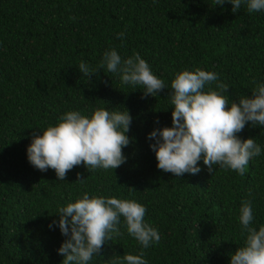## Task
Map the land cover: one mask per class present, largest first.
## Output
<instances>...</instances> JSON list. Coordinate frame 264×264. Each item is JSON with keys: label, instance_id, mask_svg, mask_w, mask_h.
<instances>
[{"label": "trees", "instance_id": "16d2710c", "mask_svg": "<svg viewBox=\"0 0 264 264\" xmlns=\"http://www.w3.org/2000/svg\"><path fill=\"white\" fill-rule=\"evenodd\" d=\"M231 9L228 0H0V264H63L57 250L66 237L53 221L84 192L146 208L145 222L161 235L143 249L148 264H230L246 240L238 219L244 200L252 202V226L264 225V126L247 122L237 133L261 147L243 176L220 166L210 172L203 159L198 174L164 172L148 134L172 126L168 94L182 69L215 72L229 86V103L264 83V11ZM110 49L122 60L139 53L166 88L144 97L106 67L83 76L80 62L97 67ZM96 108L131 115L125 163L77 165L58 180L54 169L29 162L34 135L67 111L90 116ZM117 227L88 264H126L125 254H139L123 217Z\"/></svg>", "mask_w": 264, "mask_h": 264}, {"label": "clouds", "instance_id": "9594fccd", "mask_svg": "<svg viewBox=\"0 0 264 264\" xmlns=\"http://www.w3.org/2000/svg\"><path fill=\"white\" fill-rule=\"evenodd\" d=\"M236 13L242 3L249 12L264 11V0H228ZM225 0H214L223 6ZM121 38L124 33L119 34ZM106 67L108 72L121 73V81L141 86L144 97L157 96L166 88L149 63L139 53L122 60L117 50L103 54L97 67L80 62L83 76L91 79ZM215 84L213 88L212 85ZM229 86L220 82L212 71L187 68L177 72L171 81L172 126L153 129L148 134L150 148L155 152L157 167L182 177L185 173L198 174V161L203 159L210 172L214 166L245 174L249 160L261 154V147L252 137L240 139L247 122L264 126V83L252 90V96L232 101L223 94ZM136 89V87H134ZM132 117L127 110L108 111L96 108L90 116L79 111H67L58 117V123L34 135L27 147L29 162L40 171L54 169L58 180H65L68 171L84 164L88 170L116 169L126 162L123 148L133 142L127 133ZM80 177V173H77ZM83 181V179H78ZM60 232L66 239L58 248L63 264H88L94 255H101L106 239L119 233L117 227L123 217L128 233L142 246L139 254H125L126 264H148L143 249L158 244L159 231L144 220L146 208L135 200L82 194L75 202L58 209ZM241 235L244 245L231 253L230 264H264V225L252 226L251 200H244L239 209ZM51 228L52 225H49Z\"/></svg>", "mask_w": 264, "mask_h": 264}]
</instances>
